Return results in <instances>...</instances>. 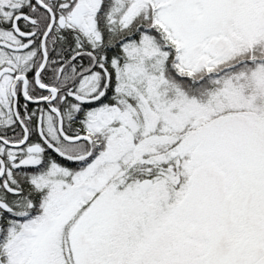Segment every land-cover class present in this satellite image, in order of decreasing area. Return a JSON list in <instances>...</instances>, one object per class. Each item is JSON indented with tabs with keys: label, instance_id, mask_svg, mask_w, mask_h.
I'll list each match as a JSON object with an SVG mask.
<instances>
[{
	"label": "snow or ice",
	"instance_id": "snow-or-ice-1",
	"mask_svg": "<svg viewBox=\"0 0 264 264\" xmlns=\"http://www.w3.org/2000/svg\"><path fill=\"white\" fill-rule=\"evenodd\" d=\"M0 264H264V0H0Z\"/></svg>",
	"mask_w": 264,
	"mask_h": 264
}]
</instances>
